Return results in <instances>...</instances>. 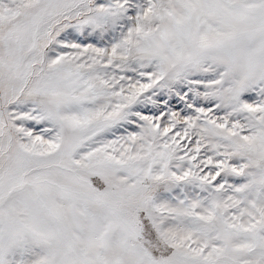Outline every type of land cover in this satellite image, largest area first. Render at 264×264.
Masks as SVG:
<instances>
[{
    "label": "snow or ice",
    "instance_id": "6c2138e0",
    "mask_svg": "<svg viewBox=\"0 0 264 264\" xmlns=\"http://www.w3.org/2000/svg\"><path fill=\"white\" fill-rule=\"evenodd\" d=\"M0 264H264V0H0Z\"/></svg>",
    "mask_w": 264,
    "mask_h": 264
}]
</instances>
